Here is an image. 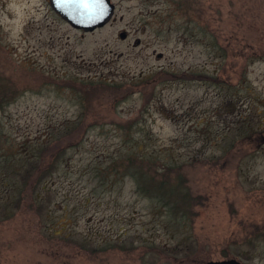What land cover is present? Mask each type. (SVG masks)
Masks as SVG:
<instances>
[{"label":"rangeland","instance_id":"rangeland-1","mask_svg":"<svg viewBox=\"0 0 264 264\" xmlns=\"http://www.w3.org/2000/svg\"><path fill=\"white\" fill-rule=\"evenodd\" d=\"M110 1L0 0V264H264V0Z\"/></svg>","mask_w":264,"mask_h":264},{"label":"water","instance_id":"water-1","mask_svg":"<svg viewBox=\"0 0 264 264\" xmlns=\"http://www.w3.org/2000/svg\"><path fill=\"white\" fill-rule=\"evenodd\" d=\"M52 9L68 24L83 30H93L107 23L113 13L114 4L110 0H49ZM121 38L125 31H120ZM161 52L156 53L160 58ZM206 264H241L237 258L210 259Z\"/></svg>","mask_w":264,"mask_h":264},{"label":"trees","instance_id":"trees-1","mask_svg":"<svg viewBox=\"0 0 264 264\" xmlns=\"http://www.w3.org/2000/svg\"><path fill=\"white\" fill-rule=\"evenodd\" d=\"M181 8V5L178 3L177 5H176V9H180ZM137 180V179H136ZM150 184H151V181H150V179H149V181H148ZM149 183L148 184H138V181H137V186H138V189L139 190H141L142 192H149V194H153L152 196L153 197H157L158 198V200L159 201H161V203H162V199H163V194H161V193H159L161 190H162V188H164V186L166 185V183L165 182H163V181H160V182H152V183H158L159 184V186H160V188L157 190H151L150 189V185H149ZM151 185H153V184H151ZM172 188V187H171ZM177 188H179V187H177ZM165 200V199H164ZM164 204H167V203H164ZM172 208H174V209H176V207H175V205L173 204L172 205ZM172 208H171V210H172ZM177 208H179V206L177 207ZM186 209V208H185ZM183 210V211H179V214H186L187 213V211L186 210ZM183 212V213H182Z\"/></svg>","mask_w":264,"mask_h":264}]
</instances>
